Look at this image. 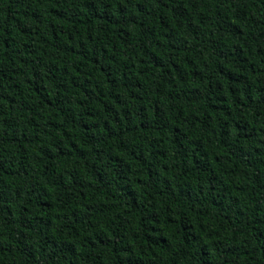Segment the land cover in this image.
Listing matches in <instances>:
<instances>
[{"label":"trees","instance_id":"trees-1","mask_svg":"<svg viewBox=\"0 0 264 264\" xmlns=\"http://www.w3.org/2000/svg\"><path fill=\"white\" fill-rule=\"evenodd\" d=\"M0 264H264V0H0Z\"/></svg>","mask_w":264,"mask_h":264}]
</instances>
